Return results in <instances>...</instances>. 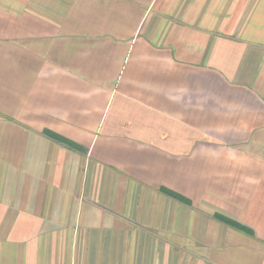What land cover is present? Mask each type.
Returning a JSON list of instances; mask_svg holds the SVG:
<instances>
[{
	"label": "crops",
	"instance_id": "1",
	"mask_svg": "<svg viewBox=\"0 0 264 264\" xmlns=\"http://www.w3.org/2000/svg\"><path fill=\"white\" fill-rule=\"evenodd\" d=\"M0 264H264V0H0Z\"/></svg>",
	"mask_w": 264,
	"mask_h": 264
},
{
	"label": "trees",
	"instance_id": "2",
	"mask_svg": "<svg viewBox=\"0 0 264 264\" xmlns=\"http://www.w3.org/2000/svg\"><path fill=\"white\" fill-rule=\"evenodd\" d=\"M47 134L49 136H51L53 139L63 143L64 145H66V146H68V147H70L72 149H77L78 148V146L76 144L72 143L71 141H69L67 139L61 138V137H59L57 135H54V134H49V133H47ZM226 221L228 222V224L233 225L234 227H236L237 229L243 231L244 233L252 234L251 230H249L248 228H246L244 226H241L239 224L233 223V222L228 221V220H226Z\"/></svg>",
	"mask_w": 264,
	"mask_h": 264
}]
</instances>
